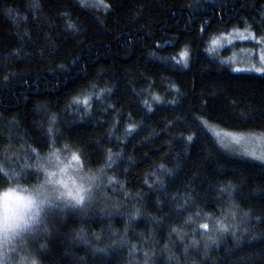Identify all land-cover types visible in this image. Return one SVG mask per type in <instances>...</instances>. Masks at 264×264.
<instances>
[{"label":"trees","instance_id":"obj_1","mask_svg":"<svg viewBox=\"0 0 264 264\" xmlns=\"http://www.w3.org/2000/svg\"><path fill=\"white\" fill-rule=\"evenodd\" d=\"M98 1L39 0L32 9L33 0H0V167L31 187L48 155L69 153L99 178L86 207L47 211L5 264H264V167L225 151L209 131L264 134V74L234 72L248 63L230 60L261 49L264 0ZM246 28L252 41L208 51L213 38ZM184 50L187 68L176 63ZM201 113L206 123H192ZM129 124L137 126L131 136ZM188 135L194 143L180 139ZM14 184L0 173V186ZM222 187L240 191L230 201ZM185 198L195 203L165 219ZM233 203L249 213L247 224L232 220ZM137 209L144 218L129 222ZM217 221L229 232L194 234L203 223L214 232Z\"/></svg>","mask_w":264,"mask_h":264},{"label":"snow or ice","instance_id":"obj_2","mask_svg":"<svg viewBox=\"0 0 264 264\" xmlns=\"http://www.w3.org/2000/svg\"><path fill=\"white\" fill-rule=\"evenodd\" d=\"M81 6L83 7H87L88 5L85 3V0H80ZM101 3H103V0H101ZM95 6V5H93ZM104 8L107 10L109 9V5L108 4H103ZM32 9H36L40 7L39 4V0H33V3L31 5ZM6 14L13 19V21H15V15L13 14V10L11 9H7L6 10ZM65 18H67L70 13H64L63 14ZM67 27L69 29H73L75 30V25L71 22H69L67 24ZM236 34L239 35L242 39L245 38H249V37H253V34L246 28L245 32L247 33V37H245L244 33L239 32V30H235ZM231 35V34H229ZM218 43V39L214 38L212 40V44L215 45ZM259 43L264 44V39H262L261 41H259ZM175 59V58H173ZM254 59V56H253ZM260 61L262 64H264V48L261 49L260 52ZM183 62L182 66L187 68L188 67V52L187 50H184L180 53V60L176 61V63H181ZM221 63H225V61H221ZM232 71L234 72H256V73H264V67H255L254 65L252 67L249 68H240V67H234L232 68ZM93 87H95L93 85ZM102 92H111L112 89L108 88V89H102ZM172 91L175 93H179V89H177L175 87V85H172ZM160 97L159 96H153V100L155 101H160ZM74 103H81V101L79 99L75 100ZM171 105H178V101L177 99H173L172 101L169 102ZM83 104L85 106V109H87L90 105V100L89 97L86 96L83 100ZM145 107L148 108V111L151 113L153 111V109L151 108V106L148 105L147 101L144 102ZM56 116L53 115L50 117L49 119V129H48V135L50 138H52L55 135V124H56ZM199 121L200 124H205L206 121L203 119V113H201L200 117H197L195 119H193L192 123H196V121ZM177 122H179V118H177ZM169 123H172L171 121ZM191 126V125H189ZM113 127H117V125H113ZM142 127V125L140 126ZM133 132H137V126L135 124H129L127 129H126V133L128 136H131ZM181 140L185 141L186 144H192L194 143L196 137L194 135H188L187 137H181ZM54 142V141H53ZM78 159V157L74 154L73 155V160ZM241 159H244V157H241ZM253 160L255 161H259L260 162V166L264 167V156H253L252 157ZM109 161H111V149H109ZM255 166V165H253ZM160 168L167 173L168 175H171V170L167 169L163 164L160 165ZM61 171H65V169H61ZM0 173H3V175L5 177H8V179L12 182H14L15 184L19 185V177L16 173H12L11 175L4 170L3 167H0ZM82 173V170H81ZM99 178L98 177H93V176H84L83 174H81L78 177L79 183H77L75 180L73 181V185L72 187H68L67 185H65V190L67 192V197L69 200L75 199V204L76 206H70L69 204H64V205H60V204H55L52 203V197L51 194L49 192V190L45 187H41V189L39 190V195L42 197L43 200L48 201L51 206L48 209V213H50L53 209H72V210H80L83 207H86L90 202H91V197L93 195V189L96 185V182ZM159 182V181H158ZM73 189L75 190V193L78 194V198L76 195H74ZM163 190V189H161ZM240 189H232V188H225L222 187L220 189V195L221 197H223L225 194L227 195L228 199L231 201L234 199L235 195L237 192H239ZM142 199H150V197L147 196H142ZM172 203H176V200L173 199ZM195 203L194 200L191 199H187L185 198V206L180 208V209H170V212L172 213V215L165 217V219H171L172 216L175 217H179L182 216L183 213L185 211L188 210V206H190L191 204ZM159 209L162 211L163 210V205H159L158 204ZM232 211L230 212L231 218L233 221H237V217H239V221L238 223H243V224H247L248 220H249V213H242L239 210V206L235 205L234 203L230 206ZM61 214H63L61 212ZM48 216V214H45V218ZM143 213L140 212L139 209L136 210L135 213L129 214L127 219L129 222H135L139 219H143ZM202 217L199 216V214L196 216V219H201ZM209 219H211V217H209ZM150 223H154V224H160L161 221L156 220L155 217H152L149 219ZM189 222H194L193 218L190 216L188 217V221H186V223ZM44 223H45V219H44ZM258 224H264V219H258L257 221ZM217 224L219 225L218 228L215 229L214 232H212L209 228V224L208 223H203L199 225V229L196 230V232L194 233L195 235H208V239L211 240L212 239V235L219 233L220 235H223L225 233L229 232V227L226 226L223 223H220V221H217ZM200 230H203V232H201ZM244 231H248L247 228L244 229ZM172 232H177V229L173 228ZM232 237L237 241V243H240V233H237L234 229L232 230ZM193 243H196V241H193ZM213 243H215V241H213ZM206 249H207V245H206ZM99 251H103L102 249H99ZM146 259H147V254H145ZM7 259V252H0V264H5V260ZM32 264H35V261H32Z\"/></svg>","mask_w":264,"mask_h":264},{"label":"clouds","instance_id":"obj_3","mask_svg":"<svg viewBox=\"0 0 264 264\" xmlns=\"http://www.w3.org/2000/svg\"><path fill=\"white\" fill-rule=\"evenodd\" d=\"M59 168L52 174L51 179L45 177L43 184L27 186L14 184L0 186V243L11 244L14 240L29 234L44 224L45 213L51 204L39 195L41 187H45L52 197V203L76 206L75 199L69 200L65 185L72 187L73 181L79 183L78 178L68 169L67 172ZM74 195L75 193L73 189ZM39 264L38 260H34Z\"/></svg>","mask_w":264,"mask_h":264},{"label":"rangeland","instance_id":"obj_4","mask_svg":"<svg viewBox=\"0 0 264 264\" xmlns=\"http://www.w3.org/2000/svg\"><path fill=\"white\" fill-rule=\"evenodd\" d=\"M86 3L93 4V5H100L98 0H85ZM245 34V37H247V33L241 32ZM231 34V35H229ZM227 35L221 36V37H215L218 39V43L213 45L212 39L210 43L208 44V51L211 53L218 55L226 49L229 45L237 42L242 41V39L239 35L236 34L235 31L229 33ZM248 40H253V37L245 38ZM249 41V42H251ZM259 43V41H256ZM261 44V43H259ZM261 49L264 48V44L260 45ZM261 49L257 52V54L252 52H247L246 50H240L239 52H232L233 54L230 58L232 59V62H236L238 65H245V62L248 64L244 66L245 68L252 67L253 65L255 67H264V64L260 61V52ZM254 56V59H253ZM239 67V66H236ZM255 74H264V73H256L251 72ZM209 131L213 135V137L216 139L219 146H221L225 151L241 156L250 160H253V156H264V134H235V133H228L224 132L222 130L217 129L216 127H209ZM255 161V160H253ZM259 162V161H257ZM41 174L43 180L41 181V184H43L45 177L47 176L48 179H51V176L53 173H55L59 168L65 169V172H67L68 169H71L72 172L70 174H74L76 178H78L81 174L84 176H90L84 172L82 169L79 159L73 160V155L69 153H52L48 155L47 158H45L44 162L40 165ZM82 170V173H81ZM51 191V190H49ZM21 241L22 238H18L14 240L9 245H4L3 243H0V252H7L8 253L12 250V246L15 243V241Z\"/></svg>","mask_w":264,"mask_h":264}]
</instances>
